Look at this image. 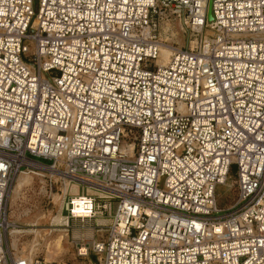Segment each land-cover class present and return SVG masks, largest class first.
<instances>
[{
  "label": "built area",
  "instance_id": "2783aa9c",
  "mask_svg": "<svg viewBox=\"0 0 264 264\" xmlns=\"http://www.w3.org/2000/svg\"><path fill=\"white\" fill-rule=\"evenodd\" d=\"M20 172L67 227L108 216L94 264H264V0H0V264H74L15 252Z\"/></svg>",
  "mask_w": 264,
  "mask_h": 264
},
{
  "label": "rangeland",
  "instance_id": "374dc122",
  "mask_svg": "<svg viewBox=\"0 0 264 264\" xmlns=\"http://www.w3.org/2000/svg\"><path fill=\"white\" fill-rule=\"evenodd\" d=\"M168 24V25H166ZM166 27V28H165ZM183 28V29H182ZM185 30V31H184ZM187 28L183 22L179 21L178 19H174L167 23H163L160 31V37L168 38V42L174 44L175 46H185L187 37H186ZM56 73V71H54ZM237 174V167L234 165L232 167V180L236 178ZM230 180V182L224 186L219 187L220 197H219V204L221 207L227 208L232 201L234 200L236 187L234 183ZM233 184V186H232ZM15 184L11 188V191L14 189ZM41 186V177L38 175H34V179L30 185L24 188L21 194V198L18 200L17 205L12 208V197L11 191L9 194L7 210L9 218H11L15 223L20 226V229L23 230H31V229H38L42 230L43 233L47 232V230L51 229L50 223L51 219L48 215L52 214H61V220L57 223V227L54 228L52 231V236H55L60 231H66L67 235L65 238L64 244V251L58 254L57 259L67 261L74 264H94L97 263V258L94 254L87 256L86 258L80 257L77 254V247H76V240L85 237L86 240L92 241L94 238H99L102 231H99L100 226H106L110 223L109 219L105 218H95L91 220L81 221L79 219H73L70 221V226L67 227L66 222L63 218L64 214H67L66 210H62V204L53 203L46 194H44L40 190ZM81 190V187H78L75 184L68 185L67 188V198L69 195H76ZM40 191V192H39ZM94 191L91 189H87V194H93ZM26 210L30 211V214H25ZM35 214L41 215L42 218L38 225H34L35 222L31 220L36 216ZM45 217V218H44ZM95 225L97 227H95ZM35 226V227H33ZM89 235H93L91 239L88 238ZM35 237L33 232H24L22 234V242L25 244L30 243ZM9 240L11 242V238L9 236ZM41 243H44V240L41 238ZM24 244L20 245V249L22 250ZM39 256L45 258L46 251L45 248H40L37 253ZM58 261V260H57Z\"/></svg>",
  "mask_w": 264,
  "mask_h": 264
},
{
  "label": "bare ground",
  "instance_id": "6f19581e",
  "mask_svg": "<svg viewBox=\"0 0 264 264\" xmlns=\"http://www.w3.org/2000/svg\"><path fill=\"white\" fill-rule=\"evenodd\" d=\"M162 40H163V44L161 47L162 55L161 58L159 59V63L166 64L169 61L170 56L172 55L175 48L170 42H168L169 40L168 38L165 39L162 38ZM33 179H34V174L27 172H20L16 175L14 182L15 186L14 189L11 191L12 208H14L17 205L18 200L21 198L22 191L24 190L25 187H27L32 183ZM42 192L45 194L46 192L45 187L42 188ZM53 198H54V202L60 205L63 202L64 195L62 193L54 192ZM24 213L29 215L30 211L26 210ZM35 215L36 216L31 221L35 222L34 225H38L42 216L38 214ZM48 216L50 217L51 222H60L61 220V214L59 213L55 215L50 214ZM9 221L15 223L11 218H9ZM24 232H33L35 234L34 239L28 244L22 242L21 237ZM51 233H52L51 229L43 233L42 230H38V229L23 230L18 227H12L9 235L11 238V245L13 246L17 254L36 256L38 255L37 253L40 250V248L43 247L45 248L46 251L45 259L47 261H55V260L63 261L57 259L58 257L57 255L60 254L62 251L66 253V251H64L65 247L63 242H65L64 240L66 238L67 232L65 230L60 231L55 236H52ZM41 238L44 240L43 244L41 243ZM23 244L24 246L21 250L20 245Z\"/></svg>",
  "mask_w": 264,
  "mask_h": 264
},
{
  "label": "water",
  "instance_id": "95a60500",
  "mask_svg": "<svg viewBox=\"0 0 264 264\" xmlns=\"http://www.w3.org/2000/svg\"><path fill=\"white\" fill-rule=\"evenodd\" d=\"M208 17H209V19H212V18H213V16H212V13H211V11H210V10H209Z\"/></svg>",
  "mask_w": 264,
  "mask_h": 264
},
{
  "label": "crops",
  "instance_id": "0c3cea01",
  "mask_svg": "<svg viewBox=\"0 0 264 264\" xmlns=\"http://www.w3.org/2000/svg\"><path fill=\"white\" fill-rule=\"evenodd\" d=\"M92 237H93V235H89V236H88L89 239H91ZM88 241H90V240H88Z\"/></svg>",
  "mask_w": 264,
  "mask_h": 264
}]
</instances>
